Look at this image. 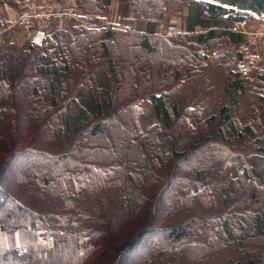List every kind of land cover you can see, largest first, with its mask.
<instances>
[{"label": "trees", "instance_id": "16d2710c", "mask_svg": "<svg viewBox=\"0 0 264 264\" xmlns=\"http://www.w3.org/2000/svg\"><path fill=\"white\" fill-rule=\"evenodd\" d=\"M171 1L119 0V13L165 24ZM74 2L79 20L37 30L40 44L0 42V264H264V66L228 49L242 39L231 23L264 0H193L169 34ZM126 48L160 59L134 67ZM195 77L199 97L173 95Z\"/></svg>", "mask_w": 264, "mask_h": 264}, {"label": "built area", "instance_id": "2783aa9c", "mask_svg": "<svg viewBox=\"0 0 264 264\" xmlns=\"http://www.w3.org/2000/svg\"><path fill=\"white\" fill-rule=\"evenodd\" d=\"M72 19H77L76 13L68 4L27 3L17 14L15 24L30 38L35 31L58 24L59 20L68 22ZM230 28L242 36L233 45L234 50L245 60L257 58L264 49V17L257 18L252 25L249 19L236 20Z\"/></svg>", "mask_w": 264, "mask_h": 264}, {"label": "crops", "instance_id": "0c3cea01", "mask_svg": "<svg viewBox=\"0 0 264 264\" xmlns=\"http://www.w3.org/2000/svg\"><path fill=\"white\" fill-rule=\"evenodd\" d=\"M62 1H65V0H22L21 2H15V1H11L10 3L6 1L0 2V18L7 22L6 26H0V42L4 41L3 34L5 32H8L10 47L13 46V48H17V51H18L20 47H22V45L24 44L25 40L27 39V36L24 33V31L19 29L18 38H15L14 36V39L12 38V36H10V31H12V25H14L13 21H15L17 14L20 12L21 8L25 4L45 3V2L56 3V2H62ZM191 1L193 0H173L172 6L174 7L178 6L180 14L177 15L176 11H172L171 9L169 11L170 14L165 24L163 21L157 19L156 15L151 12L147 13L143 17V19H140L136 22L134 21V16L132 14H128L124 16L121 15L119 13V0H105V5H107L108 11L104 17L108 23L124 24L129 27L133 25L135 29L140 30V31L148 30L149 21L155 20L154 31L156 33H161L164 31L167 34L175 33L178 31L185 32L187 30L186 15L188 12V5ZM259 15L260 16H258V18L264 17L263 13H260ZM253 22H255L254 18L250 19L251 25L253 24ZM206 28L207 26L194 25L195 30H205ZM235 43H232V45H234ZM263 51L264 49H262L261 52L257 54V58H261Z\"/></svg>", "mask_w": 264, "mask_h": 264}, {"label": "rangeland", "instance_id": "374dc122", "mask_svg": "<svg viewBox=\"0 0 264 264\" xmlns=\"http://www.w3.org/2000/svg\"><path fill=\"white\" fill-rule=\"evenodd\" d=\"M172 2H173V0L171 1L170 6L168 8V14H170L169 11L172 9V11H176L177 15H179L180 14L179 7L178 6H176V7L172 6ZM45 3L68 4L69 6L73 7L75 13L77 12V8H76V5L74 4L75 3L74 0H65V1H62V2H56V3H52V2H45ZM258 16H260V15H256L254 17H258ZM77 19H72V20H70L68 22H71V21H74V20H77ZM64 23H66V22H61V20H59V22H58V24H64ZM13 24L14 25H12V31H10V36H12V38L14 39V36H15V38H18V32H19L18 30L19 29L22 30V29L19 28L15 24V21H13ZM178 32H180V31H178ZM181 32H183V31H181ZM228 49H229V51L232 54H238L240 56V54L234 50L232 44L229 45ZM9 50L13 51V52H17V48H13V46H11V47L9 46ZM136 51L137 50H134V52H132L131 50L128 51V49L126 48V52H128L127 57H126L127 58L126 62L127 63H132V65L134 67H136L135 66L136 59L140 58L139 55H138L139 53L136 52ZM159 59H160V57L157 54H151V55L146 54L143 59H141V58L139 59V62L141 64H151L152 61L153 62H157ZM241 60L245 61L246 63L252 61V62H255V63H258V64L264 66V51L262 53L261 58H255L254 60L253 59L252 60H245V59H243L241 57ZM222 77H223V75L221 73H219L218 71L213 72V75H211L210 79H209V82L211 83V86L212 87H213V85L217 86L221 82ZM199 81H200V77H195L193 79H190V80L188 79V80H185V81L181 82L178 85V87H176L173 95L176 96V97H183L185 99V101H189L191 97L193 98L194 94L196 95V91L195 90H197V86H198V82ZM220 95L223 96L222 93L217 94V93L213 92V93H211L208 96L209 98H205V99L201 98V100H202V105L201 106H202L203 112L205 114L206 113L208 114L209 112L213 111L216 108V106L219 103L218 99L222 98ZM197 97H199V96H197ZM245 100H247V99H245ZM242 104H243V106L241 108L240 117H241V120H245L248 117V114H249L248 113V101H245ZM135 108H136V111H137L138 115L141 117L140 119H141V122H142L144 127H148L150 124H152V123H154L156 121V119L154 117L153 107H152V104H151V102L149 100L143 99V100L139 101L137 103V105L135 106ZM143 115H145L146 117H144Z\"/></svg>", "mask_w": 264, "mask_h": 264}, {"label": "water", "instance_id": "95a60500", "mask_svg": "<svg viewBox=\"0 0 264 264\" xmlns=\"http://www.w3.org/2000/svg\"><path fill=\"white\" fill-rule=\"evenodd\" d=\"M43 33L41 31H37L33 36L31 37V41L35 44H40L42 39Z\"/></svg>", "mask_w": 264, "mask_h": 264}, {"label": "bare ground", "instance_id": "6f19581e", "mask_svg": "<svg viewBox=\"0 0 264 264\" xmlns=\"http://www.w3.org/2000/svg\"><path fill=\"white\" fill-rule=\"evenodd\" d=\"M254 60V59H253ZM257 61V60H256ZM258 62V61H257Z\"/></svg>", "mask_w": 264, "mask_h": 264}]
</instances>
